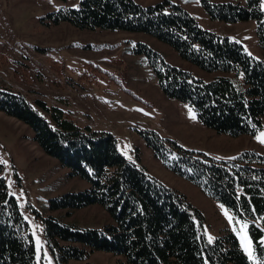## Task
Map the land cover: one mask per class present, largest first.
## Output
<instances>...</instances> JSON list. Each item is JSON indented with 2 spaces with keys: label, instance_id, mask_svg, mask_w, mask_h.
<instances>
[{
  "label": "trees",
  "instance_id": "trees-1",
  "mask_svg": "<svg viewBox=\"0 0 264 264\" xmlns=\"http://www.w3.org/2000/svg\"><path fill=\"white\" fill-rule=\"evenodd\" d=\"M200 4L212 20L255 21L264 49L260 0H246L244 6L207 0ZM47 17L52 24L66 22L78 30L144 33L204 72L239 74L241 84L224 76L202 82L161 61L155 66L156 55L144 45L134 50L147 57L161 93L187 104L204 127L232 138L259 130L264 118V65L246 55L239 44L200 29L180 7L166 0L149 5L132 0H81L76 9ZM0 112L25 125L32 142L68 169L70 177L87 182L81 191L50 199L51 212L70 215L96 205L111 219L100 229H80L63 224L58 217L41 218L44 245L54 264H91L88 253L96 251L113 255L115 264H249L231 233L206 243L199 230V212L136 162L126 160L111 134L79 126L67 111L41 100L29 101L3 87ZM139 137L173 174L247 223L252 250L264 260L260 243L264 240V156L242 152L231 162L218 164L151 131L139 132ZM0 264H35L32 237L7 191L1 166Z\"/></svg>",
  "mask_w": 264,
  "mask_h": 264
},
{
  "label": "rangeland",
  "instance_id": "rangeland-1",
  "mask_svg": "<svg viewBox=\"0 0 264 264\" xmlns=\"http://www.w3.org/2000/svg\"><path fill=\"white\" fill-rule=\"evenodd\" d=\"M80 1L0 0V87L20 93L29 101L41 100L67 111L79 126L111 134L118 152L126 160L136 162L199 212V230L206 243L210 244L209 236L213 242L219 235L231 233L249 264H264L253 250L254 259H249L244 251L238 233L245 222L234 218L195 185L173 174L139 137V132L151 131L160 139L172 140L184 150L214 163H229L242 152L264 156V143L260 142L264 139V118L253 135L235 138L204 127L197 118L190 119L191 108L187 104L161 93L147 57L134 50L138 44L144 45L156 55L155 66L161 61L202 82L224 76L241 84L239 74L204 72L181 60L168 45L144 33L78 30L66 22L52 24L47 17L60 10L76 9ZM132 1L149 5L162 0ZM166 1L190 15L200 29L239 44L246 55L264 65V49L255 21L212 20L203 11L200 0ZM207 1L241 6L246 3V0ZM260 10L264 23V0H260ZM192 114L195 115L193 111ZM31 136L25 125L0 112L1 176L28 226L35 264H54L44 245L41 218L58 217L63 224L80 229H100L111 223V219L96 205L74 210L70 215L48 209L50 199L81 191L87 188V182L70 177L69 170L44 155ZM225 211L233 218L232 223ZM37 239L41 246L39 261ZM84 250L88 251L85 247ZM87 261L115 264L116 258L96 251L88 253Z\"/></svg>",
  "mask_w": 264,
  "mask_h": 264
},
{
  "label": "snow or ice",
  "instance_id": "snow-or-ice-1",
  "mask_svg": "<svg viewBox=\"0 0 264 264\" xmlns=\"http://www.w3.org/2000/svg\"><path fill=\"white\" fill-rule=\"evenodd\" d=\"M189 113H190V119H196L195 115L192 114L191 109H189ZM260 142L264 143V139H261ZM224 214L228 218L229 222L232 223L233 218L228 215V212L225 211ZM247 228H248L247 223L243 224V226L240 229V232L238 234H239L241 244L244 248V251L248 254L249 259H254L253 252H252V241L248 238V234L246 231ZM205 231H207V230L205 229ZM234 231H235V229H234ZM33 235L34 236L36 235L35 231L33 232ZM208 239H209V243H211L213 238L209 236ZM260 243H261V245H264V240H262ZM36 244H37V256H38V261H39V253L41 251L39 239L36 240ZM47 258H48L47 253L45 252L44 253V259H47Z\"/></svg>",
  "mask_w": 264,
  "mask_h": 264
},
{
  "label": "crops",
  "instance_id": "crops-1",
  "mask_svg": "<svg viewBox=\"0 0 264 264\" xmlns=\"http://www.w3.org/2000/svg\"><path fill=\"white\" fill-rule=\"evenodd\" d=\"M143 5H148V4H143Z\"/></svg>",
  "mask_w": 264,
  "mask_h": 264
}]
</instances>
